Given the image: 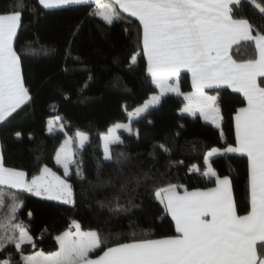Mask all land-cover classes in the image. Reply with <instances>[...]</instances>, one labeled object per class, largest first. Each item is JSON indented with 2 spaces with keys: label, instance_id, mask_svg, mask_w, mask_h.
<instances>
[{
  "label": "trees",
  "instance_id": "1",
  "mask_svg": "<svg viewBox=\"0 0 264 264\" xmlns=\"http://www.w3.org/2000/svg\"><path fill=\"white\" fill-rule=\"evenodd\" d=\"M15 3L16 0H0V13L9 11ZM23 4L22 26L14 48L21 57L30 100L0 124L4 165L25 171L29 180L39 175L44 166L61 174L55 156L62 140L78 131L89 135V141L77 151L70 165L67 180L72 186L71 204L17 193L23 200L19 220L35 244L34 248L23 246L25 255L56 251L55 237L68 230L73 221L81 225V230H99L102 236L109 231H132L130 221L135 222L133 228L138 233L147 230L150 238L176 235L174 222L155 199L151 182L149 186L137 187L134 178L148 173L156 177L157 186H167L169 182L182 185L180 192L214 187L215 178L203 175L207 168L204 157L214 147L221 154L212 157L209 164L218 176L231 179L237 212L247 213V158L225 153L228 146H235L233 115L245 105L239 93L226 87L212 90L221 109L220 127L198 114L181 113V96H164L158 106L132 121V130L137 134L119 133L123 143L112 144V160L105 161L100 134L112 124L126 121L128 111L156 92L146 71L142 44H138V21L121 13L122 19L109 26L89 15L95 12L94 5L45 10L37 0H23ZM29 7L34 11H29ZM234 15L264 30V15L248 0L234 8ZM137 53L136 64H131V56ZM104 55L107 58L102 62ZM230 55L238 62L253 58L254 45L241 42L233 46ZM261 80L264 77L258 78V83ZM179 88L180 92L191 91L187 73L181 74ZM54 117L60 118L63 130L49 134L46 123ZM161 144L170 151H163ZM77 165L84 180L76 174ZM121 184L127 185L126 191H120ZM114 193L120 195L122 204L131 198L136 207L113 212L108 201ZM114 243L109 239L102 249ZM8 253L13 254L14 262L19 260L14 246L0 252V259ZM101 253L98 249L91 256Z\"/></svg>",
  "mask_w": 264,
  "mask_h": 264
},
{
  "label": "snow or ice",
  "instance_id": "2",
  "mask_svg": "<svg viewBox=\"0 0 264 264\" xmlns=\"http://www.w3.org/2000/svg\"><path fill=\"white\" fill-rule=\"evenodd\" d=\"M37 2L45 10L95 5V12L89 15L99 17L109 26L122 19L121 13L138 21L139 30H142L138 33V44H142L147 73L159 94L152 95L142 107L129 113L130 121L158 106L166 93L181 95L179 87L172 82L179 79L182 71L191 74L192 86L190 93L183 94L187 103L182 111L189 115L199 112L217 127L222 119L218 97L206 94L205 90L226 86L240 93L246 106L235 112V146H228L225 153L247 158L250 209L244 215L238 214L231 179L218 176L209 164L210 157L221 154L214 147L205 157L207 168L203 175L215 178V187L203 191L185 189L181 194L182 185L169 182L167 186H157L156 177L148 173L134 178L137 187L149 186L151 182L155 199L174 222L176 235L150 238L147 230L138 233L133 228L135 222L130 221L132 231H109L102 236L99 230H81V225L73 221L68 230L55 237L56 251L25 255L23 246L34 248L35 244L28 228L19 220L23 200L17 193L70 204L73 202L72 186L47 166L40 168L39 175L27 179L25 171L4 165L0 149V252L14 246L19 254V260L14 262L13 254L8 253L6 258L0 259V264H264V80L258 83V78L264 77V30L234 15V8L240 7L244 0ZM248 2L264 15V2ZM24 7L23 0H16L9 11L0 13V124L30 100L22 75L21 57L14 48ZM28 10L34 11V8ZM241 42L254 45V56L238 62L230 51ZM137 58L138 53L133 54L131 64H136ZM55 122L58 121H49V132ZM120 129L132 134L131 123H116L107 134L101 135L105 161L112 160L109 145L123 143L117 134ZM76 136L83 148L88 136L79 131ZM71 143L66 139L55 157L65 176L69 175V166L74 163ZM159 147L170 151L163 144ZM76 174L80 180L85 179L79 165ZM126 189L127 185L121 184L120 191ZM120 200L118 193L112 194L108 201L110 210L118 213L136 207L131 198L126 205ZM99 203L104 204L103 201ZM109 239L115 243L102 249ZM98 249L102 250V255L91 258L89 254Z\"/></svg>",
  "mask_w": 264,
  "mask_h": 264
},
{
  "label": "rangeland",
  "instance_id": "3",
  "mask_svg": "<svg viewBox=\"0 0 264 264\" xmlns=\"http://www.w3.org/2000/svg\"><path fill=\"white\" fill-rule=\"evenodd\" d=\"M106 55H104L103 56V58H102V62H105L106 61ZM183 72H185V71H183ZM183 72H181V74L183 73ZM185 73H187V72H185ZM181 74H180V77H181ZM187 75H188V79H189V77L191 76V74L190 73H187ZM180 77H179V79H180ZM179 79L178 80H176V81H173L172 83L174 84V85H176V86H178L179 87ZM190 79H189V83H190ZM154 87H155V85H154ZM156 88V87H155ZM179 90H180V88H179ZM191 92V91H190ZM190 92H181L182 94V98H183V94H186V93H190ZM157 94H159V89H157L156 88V92L154 93V94H152V95H157ZM168 94H172V95H177L176 93H174V92H168V93H166L164 96H167ZM206 94H208V95H215V96H217L212 90H208V91H206ZM151 95V96H152ZM150 96V97H151ZM164 96H162L161 98H163ZM149 97V98H150ZM148 98V99H149ZM147 99V100H148ZM184 99V98H183ZM147 100H145L141 105H139V106H137V107H135L134 109H132V110H130V111H128L127 112V120L126 121H124V122H117V123H121V124H128V123H132V121L134 120V119H136L135 117H133V118H131V121H130V118H129V113H132V112H134L135 111V109L136 108H138V107H142L143 106V104L147 101ZM187 102L184 100V105H183V107H182V109L184 108V106H185V104H186ZM181 113H183V114H188V113H185V112H183L182 110H181ZM200 115L199 114V112H196L195 114H193V115H191V116H194V115ZM201 117V116H200ZM203 120H205L203 117H201ZM58 121V122H55V123H53V125H52V131L51 132H49V121ZM116 123H114V124H112L110 127H112L113 125H115ZM110 127H108V129L110 128ZM217 127V126H216ZM46 128H47V133H49V134H52V133H54V132H56V131H61L60 129L62 128V124H61V122H60V118L59 117H54V118H50V119H48L47 120V123H46ZM108 129L105 131V132H103V133H101L100 134V145H101V148H102V151H103V144H104V142L101 140V135H104V134H107V132H108ZM121 131H123V132H125L123 129H120V130H118V132H117V134L119 135V133L121 132ZM132 132H134L135 134H137V131H135V130H132ZM81 133H83V132H81ZM128 133V132H127ZM84 134H86L87 136H88V141H89V135L87 134V133H84ZM120 137V136H119ZM71 140L72 141V143H71V145H70V148H71V151L73 152V157H72V159H73V161H74V157H75V154L77 153V151H79V150H81L82 148L80 147V145H79V139L77 138V136H76V134H74V135H68V136H66L63 140H62V142L60 143V146H59V148H58V150L61 148V146L63 145V143H64V141L65 140ZM87 141V142H88ZM87 142L84 144V146L87 144ZM112 144H110L109 145V149H110V146H111ZM83 146V147H84ZM57 150V151H58ZM218 150V149H217ZM210 151V150H209ZM208 151V152H209ZM207 152V153H208ZM57 153V152H56ZM207 153H206V155H207ZM104 154V153H103ZM206 155H205V157H206ZM56 157V156H55ZM205 157H204V164H205ZM212 157H210L209 158V160L211 159ZM206 165V164H205ZM59 168H60V170H61V174H58V173H56L57 175H59L62 179H64V180H66V182H68V180H67V177L70 175V172H69V175L68 176H65L64 175V171H63V168L62 167H60L59 165H57ZM70 167V166H69ZM69 183V182H68ZM70 184V183H69ZM53 201H57V200H53ZM57 202H60V201H57ZM71 204V203H70ZM73 223V222H72ZM71 223V224H72ZM73 231H75V229H72Z\"/></svg>",
  "mask_w": 264,
  "mask_h": 264
},
{
  "label": "crops",
  "instance_id": "4",
  "mask_svg": "<svg viewBox=\"0 0 264 264\" xmlns=\"http://www.w3.org/2000/svg\"><path fill=\"white\" fill-rule=\"evenodd\" d=\"M94 8H95V5H94ZM141 32H142V30H141ZM146 59V58H145ZM146 71H147V60H146ZM183 72V71H182ZM183 73H185V72H183ZM189 79L191 80V76L189 77ZM190 87H191V91H192V86H191V81H190ZM221 87H226V86H221ZM227 88V87H226ZM229 89V88H228ZM208 90H214V89H206L205 91H208ZM231 90V89H230ZM240 94V93H239ZM241 95V94H240ZM179 96H181L182 97V95H179ZM242 96V95H241ZM243 97V96H242ZM183 99V98H182ZM183 101H184V99H183ZM184 105V104H183ZM244 106H246V102H245V105ZM234 115H235V113H234ZM234 115H233V128H234V137H235V121H234ZM206 121V120H205ZM208 122V121H207ZM210 123V122H209ZM212 124V123H211ZM213 125V124H212ZM214 187H215V185H214ZM191 191H195V190H191ZM201 191H203V190H201ZM181 194L183 193V192H180ZM57 249H58V245H57ZM56 249V250H57ZM37 252V251H36ZM91 254L92 253H90L89 255H90V257L91 258H93V259H95L97 256H91ZM101 255H102V253H101Z\"/></svg>",
  "mask_w": 264,
  "mask_h": 264
}]
</instances>
